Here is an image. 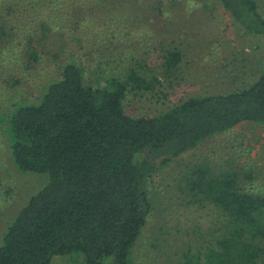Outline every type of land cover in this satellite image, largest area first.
Returning a JSON list of instances; mask_svg holds the SVG:
<instances>
[{
    "label": "trees",
    "instance_id": "trees-1",
    "mask_svg": "<svg viewBox=\"0 0 264 264\" xmlns=\"http://www.w3.org/2000/svg\"><path fill=\"white\" fill-rule=\"evenodd\" d=\"M47 1L53 21L65 13L78 24L86 20L79 10L87 11L89 0ZM221 2L245 31L264 35L256 0ZM63 5L71 10L60 12ZM3 36L0 29V40ZM166 59L173 70L182 55L170 51ZM29 60L38 61L39 54L31 52ZM129 79L95 87L73 60L38 104L15 110L10 104L3 133L13 161L20 171L47 175L49 182L3 235L0 264H51L69 254L81 255L83 264H132L131 252L151 212L148 185L159 166L240 124L264 125V68L244 89L190 98L155 117L124 112L131 83L150 87L135 73ZM249 169L241 176L198 168L185 179L194 202L218 213L215 234L222 235L216 247L195 256L188 252L181 264H203L198 257H205V264H257L264 253V193L254 190L259 179Z\"/></svg>",
    "mask_w": 264,
    "mask_h": 264
},
{
    "label": "rangeland",
    "instance_id": "rangeland-1",
    "mask_svg": "<svg viewBox=\"0 0 264 264\" xmlns=\"http://www.w3.org/2000/svg\"><path fill=\"white\" fill-rule=\"evenodd\" d=\"M256 1L264 14V0ZM48 3L0 0V246L31 196L49 182L47 175L22 172L14 163L3 133L10 104L14 110L38 104L68 62L78 60L86 82L98 88H106L109 79L129 81L132 73L147 81L149 89L129 86L123 109L133 117H155L190 98L244 89L264 68V35L245 31L221 0H89L88 10H79L86 19L79 24L65 5L60 12L68 14L53 21ZM170 51L182 55L173 70L165 66ZM31 52L39 54L38 61L29 60ZM249 167L259 179L254 190L263 194V124H240L159 166L148 185L151 212L131 252L132 264H181L188 252L195 256L216 247L222 235L215 234L218 213L194 202L185 179L198 168L242 176ZM198 258L205 264V257ZM83 261L69 254L51 264ZM257 264H264V253Z\"/></svg>",
    "mask_w": 264,
    "mask_h": 264
}]
</instances>
